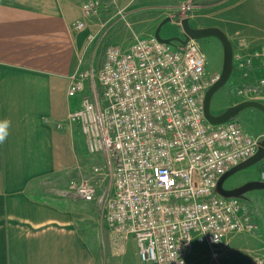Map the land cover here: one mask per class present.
Here are the masks:
<instances>
[{
	"label": "built area",
	"instance_id": "2783aa9c",
	"mask_svg": "<svg viewBox=\"0 0 264 264\" xmlns=\"http://www.w3.org/2000/svg\"><path fill=\"white\" fill-rule=\"evenodd\" d=\"M81 9L99 22L91 44L120 22L129 27L118 0H85ZM154 37H137L128 50L106 46L102 95L95 88L86 93L90 70L71 75L67 94L83 99L68 120L81 125L88 154L104 166L92 165L91 178L70 180L61 195L93 203L111 243L135 241L143 264H186L193 244L217 259L215 248L230 236L256 231L252 209L216 191L220 178L259 152L264 135L253 137L233 121L211 125L204 100L220 76L209 75L200 44L175 47ZM233 61L235 72L249 77L238 96L264 104V49L235 53ZM261 177L264 183V172ZM254 264H264V255Z\"/></svg>",
	"mask_w": 264,
	"mask_h": 264
},
{
	"label": "crops",
	"instance_id": "0c3cea01",
	"mask_svg": "<svg viewBox=\"0 0 264 264\" xmlns=\"http://www.w3.org/2000/svg\"><path fill=\"white\" fill-rule=\"evenodd\" d=\"M83 1L0 0V121H10L0 142V264H106L108 257L133 263L126 254L131 240L111 243L93 203L61 195L70 180L91 178L81 125L68 120L83 95L67 94L69 79L77 69L91 70L98 42H113L124 26L89 43L100 28L82 15ZM185 1L190 0H118V6L129 22L140 6L168 9ZM229 1L192 5L213 23L206 27L264 46V0H238L232 7ZM78 22L86 23L84 30L75 28ZM104 236L112 252L105 259Z\"/></svg>",
	"mask_w": 264,
	"mask_h": 264
},
{
	"label": "rangeland",
	"instance_id": "374dc122",
	"mask_svg": "<svg viewBox=\"0 0 264 264\" xmlns=\"http://www.w3.org/2000/svg\"><path fill=\"white\" fill-rule=\"evenodd\" d=\"M237 2L238 0H231L226 3V6H233ZM185 3L186 4L181 7L176 6L168 9L164 5H156L155 7L150 6L148 8L140 6L138 7V9H140L137 12L138 14L132 18L130 17L129 27L122 22L118 23L116 26H125H123L122 31L117 34V37L115 36L114 39H111L113 42H105V40L99 41L98 50L93 52V61L90 62L92 66V69L90 70L91 76L87 82L86 93H91L93 88H95L96 93L102 95L101 86L97 78L101 69L100 65H102V60L104 59V51L109 43L116 47H120L123 50H128L135 43V38L139 37L143 39V37L151 36V34L156 33L160 24L167 20L169 21L163 24L160 31V38L162 39L183 38L182 35H184V33L182 24L180 23L186 18H191L189 24L193 28H201L206 27V25L213 24L210 20L203 17L204 11L202 10V7L192 5L194 4V0H190L188 2L185 1ZM249 3H251V0H249ZM183 7H191V10L183 11L181 10ZM160 14H166V17L158 19V15ZM233 37H231V41L233 44L232 48L234 49V54L240 53L242 55H248L251 54L252 51L254 52L255 50L264 49V46L257 47L250 41L237 39L235 36L236 40ZM197 42L200 44L201 49H203L206 55L207 71L209 75L217 74L220 76L223 68L222 60H224V51L220 41L217 38L209 37L198 40ZM178 45L179 44L175 42L173 46L178 47ZM231 74L232 75L229 81L221 87V89L214 95L213 99H211V114L213 115H221L228 108L243 102V99L237 94L238 85L245 83L249 77L245 76L243 73H238L237 71L235 72V70ZM231 121L237 122V124L239 123V125L253 137L264 135V112H261L258 109L247 108L239 112V114H237V116ZM92 165L104 166L103 158L99 155L88 154L87 168L89 169ZM263 172L264 159L254 164V166L252 165V167L248 170L230 177L223 184V189H230L251 180L260 181L262 179L261 176ZM217 196H221V194L218 193ZM240 199L244 201L245 204H247L254 212L253 217L257 225L256 231L230 236L224 241V243H222V245L215 248L220 255L217 259L212 258V252L208 247L193 244L192 251L186 258V264H251L252 259L254 261L264 255V190L249 192L241 196ZM102 218L103 215L101 214V219ZM103 222L104 220L102 219L100 222L101 226L104 225ZM104 229L105 225L102 227L103 234L105 235ZM98 230L101 234V228ZM107 245V239H105L103 248L105 253L104 259L112 254ZM136 247L137 244L135 241L131 240L128 243V246L126 247L128 260L133 261L134 264H142V262L138 261V248ZM107 259H111L110 261H113L112 264H119L117 258H114L113 260L108 257ZM110 261H107L106 264H109Z\"/></svg>",
	"mask_w": 264,
	"mask_h": 264
},
{
	"label": "water",
	"instance_id": "95a60500",
	"mask_svg": "<svg viewBox=\"0 0 264 264\" xmlns=\"http://www.w3.org/2000/svg\"><path fill=\"white\" fill-rule=\"evenodd\" d=\"M191 18L184 19L180 24H182V29L184 35L183 38H172V39H162L160 38V31L163 27V24L168 22L169 20L160 24L159 28L157 29L156 33L154 34V38H156L159 42L163 44H167L173 46L175 42L181 45H186L190 40L198 41L209 37L217 38L220 43L222 44V48L224 51V60L223 61V68L220 74V79L210 87V89L206 93L205 102H204V114L206 119L208 120L211 125H221L233 120L239 112L247 109V108H255L264 112V104L258 101H243L240 102L230 108H228L224 113L221 115H213L211 114V99H213L214 95L223 87L230 79L231 73L234 70V49L231 39L229 38L226 33L218 28V27H201V28H193L189 22ZM259 152L249 159L248 161L239 164L238 166L234 167L230 171L227 172L222 178H220V183L218 185V193L221 194L222 197L225 198H239L249 192L257 191V190H264V183L257 180H251L243 185L236 187L234 189H223V184L230 178L240 172L246 171L249 168L254 166V164L258 163L262 159H264V140L261 144Z\"/></svg>",
	"mask_w": 264,
	"mask_h": 264
},
{
	"label": "clouds",
	"instance_id": "9594fccd",
	"mask_svg": "<svg viewBox=\"0 0 264 264\" xmlns=\"http://www.w3.org/2000/svg\"><path fill=\"white\" fill-rule=\"evenodd\" d=\"M10 127V121H0V142H3L8 136V129Z\"/></svg>",
	"mask_w": 264,
	"mask_h": 264
},
{
	"label": "flooded vegetation",
	"instance_id": "af4514ba",
	"mask_svg": "<svg viewBox=\"0 0 264 264\" xmlns=\"http://www.w3.org/2000/svg\"><path fill=\"white\" fill-rule=\"evenodd\" d=\"M243 184H244V183H243ZM243 184H240V185L234 186V187H232V188H230V189H234V188L239 187V186H241V185H243Z\"/></svg>",
	"mask_w": 264,
	"mask_h": 264
}]
</instances>
